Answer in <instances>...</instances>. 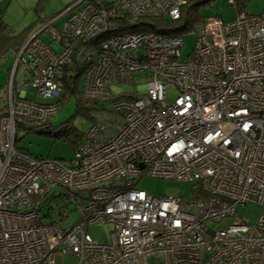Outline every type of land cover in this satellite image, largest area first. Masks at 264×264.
<instances>
[{
	"label": "built area",
	"instance_id": "built-area-1",
	"mask_svg": "<svg viewBox=\"0 0 264 264\" xmlns=\"http://www.w3.org/2000/svg\"><path fill=\"white\" fill-rule=\"evenodd\" d=\"M190 1L77 0L44 31L60 51L36 37L16 55L28 78L11 72L0 111V264H264V215L250 226L235 211L264 207V9L204 19L182 59L183 32L141 24H180ZM75 64L88 100L112 101L109 87L135 85L134 76L144 91L113 102V127L94 119L70 162L18 149V129L50 130ZM28 87L55 102L27 101ZM144 177L187 182L192 196L149 195L137 188ZM56 198L59 220H41ZM73 208L78 218L64 228ZM102 225L112 228L106 242L89 233Z\"/></svg>",
	"mask_w": 264,
	"mask_h": 264
},
{
	"label": "rangeland",
	"instance_id": "rangeland-1",
	"mask_svg": "<svg viewBox=\"0 0 264 264\" xmlns=\"http://www.w3.org/2000/svg\"><path fill=\"white\" fill-rule=\"evenodd\" d=\"M77 0H2L0 8L2 11L0 17V27L4 26V29L0 30V49L3 47L2 41L7 37H24L25 40L20 48H16L14 44H9L0 50V111H2L6 105L7 87L11 72L15 70V78L18 81L26 80L28 74L23 71L21 66L14 67L16 61V55L22 51L28 39L32 33H36L42 24L50 19H54L55 26H59L63 20H66L64 11L69 8ZM102 3H111L114 0H98ZM231 0H210L207 4L200 7L199 16L207 19L208 17H218L224 22L232 21L236 16L235 9L231 6ZM264 9V0H247L244 7L246 14L257 15ZM63 15L61 16V14ZM61 16V17H60ZM202 20V19H201ZM43 29V28H42ZM41 29V30H42ZM40 31V30H39ZM41 39L48 45H51V40L45 33H41ZM184 46L181 49V58L185 59L189 55L196 44V32L194 29L185 31L182 34ZM60 51V47L54 45ZM19 64V63H18ZM14 67V68H13ZM135 85L131 84H115L109 87L112 95V101L95 100V102H89L87 110L82 114L75 112V96L61 97L60 109L50 118L49 126L53 129L61 127L63 123H67L70 129L76 132L79 137L85 136L91 126L95 123L94 119L103 117V121L100 126L113 127V123L109 124L111 114L114 113L113 102L121 99V96L126 95H139L144 91V84H137V76L133 77ZM79 90L83 88V78H79ZM26 100L33 103L51 104L55 100L44 101L36 95V90L32 87H28L25 90ZM64 94V92H63ZM83 99H86L83 94L79 95ZM176 96L174 89H167V103H171ZM121 97V98H118ZM90 116V118H89ZM93 117V119H92ZM106 118H108L106 120ZM66 129V128H65ZM58 130V129H55ZM17 148L26 152L27 154L40 157L42 159L57 160L60 162H70L74 158V149L78 148L76 140L74 145L68 143L64 138L55 139L47 135L37 134L35 132L19 130L18 129ZM74 136H72L73 138ZM71 138V139H72ZM137 188L146 192L149 195L163 197L165 199L182 198L189 200L192 196L191 186L187 182H177L169 180H158L150 177H144L138 181ZM62 201L60 198H56L49 202V205H43L40 209V219L48 216L47 222H57L59 218L50 210L51 207H60ZM236 216L241 219H245L248 225H254L260 216L264 215V207L257 204L249 203L242 207H235ZM78 213L73 208L72 212L68 214V220L62 225L64 228H69L77 220ZM45 221V220H44ZM233 222L232 218L224 219L220 224L216 226L217 229H222ZM111 226H99L91 227L89 229L90 235L99 241L106 242ZM55 264H75V259L71 256H57L55 258ZM150 264H160L153 259L150 260Z\"/></svg>",
	"mask_w": 264,
	"mask_h": 264
},
{
	"label": "trees",
	"instance_id": "trees-1",
	"mask_svg": "<svg viewBox=\"0 0 264 264\" xmlns=\"http://www.w3.org/2000/svg\"><path fill=\"white\" fill-rule=\"evenodd\" d=\"M247 0H233V4L231 6L235 9L236 14L239 12H244L245 3ZM210 2V0H191L183 10V20L180 24H174L169 20H145L146 22H142V27H144L148 31H154L160 34H172V33H184L187 30L192 29L195 25L200 24L204 21L205 18L199 16L200 7L204 6ZM107 4V3H103ZM2 11L0 8V17ZM202 19V20H201ZM4 29V26L0 27V30ZM1 40V38H0ZM25 38L24 37H7L2 41V48L6 47L9 44H14L16 48H20L23 44ZM83 67L79 64H75L68 69V75L64 80V96L69 97L75 96L76 103H75V112L78 114H83L89 105V102H95L94 100L83 99L79 97L82 95L81 91L79 90V78L82 74ZM127 96V95H126ZM122 98H126L125 96H121ZM118 97V98H121ZM61 103V101H60ZM90 118V116H89ZM93 119V117H92ZM67 123H63L61 127L55 128V130L51 128V134H46L47 136L53 137L55 139L64 138L68 143L74 145L75 142L72 140H76V144H80L83 141V136L79 137L76 132L72 131ZM66 128V129H65ZM58 131V132H57ZM57 132V133H56ZM72 136H74L72 138ZM72 138V139H71Z\"/></svg>",
	"mask_w": 264,
	"mask_h": 264
},
{
	"label": "crops",
	"instance_id": "crops-1",
	"mask_svg": "<svg viewBox=\"0 0 264 264\" xmlns=\"http://www.w3.org/2000/svg\"><path fill=\"white\" fill-rule=\"evenodd\" d=\"M60 17H61V16H60ZM55 21H56V20H54V19H53V20L50 19V20L44 22V23L42 24V27H41L39 30H41L42 28H45V25L48 24L49 22H52V26H53L54 28L58 29V28L62 25V23L64 22V20H63V22L57 27V26H55ZM39 30H38L37 32H39ZM37 32H36V33H37ZM36 33H32V34H31V37H32L34 34H36ZM42 33H44V31H43ZM40 35H41V33H40L37 37H39V38L41 39ZM46 36H47V35H46ZM31 37H30V38H31ZM47 37H48V36H47ZM30 38H29V39H30ZM35 38H36V37H35ZM48 38H49V37H48ZM29 39H28V40H29ZM49 39H50V38H49ZM54 45L59 46L58 44H54ZM51 46L54 48L53 44H51ZM59 47H60V46H59ZM54 49L58 51L57 48H54ZM80 78H83V76L81 75ZM79 82H80V80H79ZM82 90H83V88H82ZM81 93H82V91H81Z\"/></svg>",
	"mask_w": 264,
	"mask_h": 264
},
{
	"label": "water",
	"instance_id": "water-1",
	"mask_svg": "<svg viewBox=\"0 0 264 264\" xmlns=\"http://www.w3.org/2000/svg\"><path fill=\"white\" fill-rule=\"evenodd\" d=\"M45 30V28H43L42 30H40L39 32H37L36 34H34L29 40H32L34 39L35 37H37L40 33H42L43 31ZM58 132V131H57ZM56 132V133H57ZM35 133L37 134H41V135H46V134H51V131H46L44 129H40V130H37Z\"/></svg>",
	"mask_w": 264,
	"mask_h": 264
},
{
	"label": "clouds",
	"instance_id": "clouds-1",
	"mask_svg": "<svg viewBox=\"0 0 264 264\" xmlns=\"http://www.w3.org/2000/svg\"><path fill=\"white\" fill-rule=\"evenodd\" d=\"M67 9H68V8H67ZM67 9H66V10H67ZM66 10H65V11H66ZM65 11H64L63 13H65ZM63 13L61 14V16L63 15ZM48 24H52V22H49ZM48 24L45 25V29H46V26H47ZM44 31H45V30H44ZM46 131H48V130H46ZM49 131H51V127H50V130H49Z\"/></svg>",
	"mask_w": 264,
	"mask_h": 264
},
{
	"label": "bare ground",
	"instance_id": "bare-ground-1",
	"mask_svg": "<svg viewBox=\"0 0 264 264\" xmlns=\"http://www.w3.org/2000/svg\"><path fill=\"white\" fill-rule=\"evenodd\" d=\"M15 67H18V65H16ZM36 132V131H35Z\"/></svg>",
	"mask_w": 264,
	"mask_h": 264
}]
</instances>
